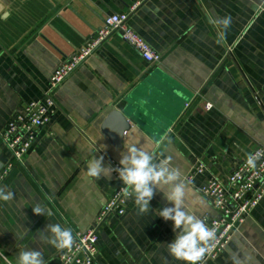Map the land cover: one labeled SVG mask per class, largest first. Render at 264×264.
<instances>
[{
	"label": "crops",
	"instance_id": "crops-1",
	"mask_svg": "<svg viewBox=\"0 0 264 264\" xmlns=\"http://www.w3.org/2000/svg\"><path fill=\"white\" fill-rule=\"evenodd\" d=\"M137 1L0 0V132L43 99L53 72L111 15L130 13V28L162 55L150 66L114 35L53 92L56 114L0 184L13 193L0 201V264L24 249L56 264L63 250L38 233L55 222L74 235L94 224L121 183L114 172L87 177L93 155L112 168L123 145L136 144L169 160L188 188L187 211L206 222L220 216L201 193L207 179L227 184L247 153L264 148V0H147L131 12ZM112 111L129 115L121 148L102 132ZM10 161L0 137V175ZM197 164L206 170L188 183ZM37 202L53 216L34 215ZM166 206L160 193L150 202ZM173 236L170 221L138 215L130 198L98 231V264H182L167 253ZM210 264H264V199Z\"/></svg>",
	"mask_w": 264,
	"mask_h": 264
},
{
	"label": "built area",
	"instance_id": "built-area-1",
	"mask_svg": "<svg viewBox=\"0 0 264 264\" xmlns=\"http://www.w3.org/2000/svg\"><path fill=\"white\" fill-rule=\"evenodd\" d=\"M145 1L147 0H138L131 8V12ZM129 17L130 13L107 17L103 26L53 72L43 99L29 103L25 114L18 116L0 132L3 144L11 156V161L0 175V184L15 165L23 163L36 143L40 130L47 126L56 114L58 107L53 92L86 63L98 48L110 43L114 35H119L148 65L156 66L161 63L162 55L154 51L130 28ZM206 108L209 110L211 106L207 105ZM257 152L261 155L256 168L247 167L244 159L236 165L227 184L215 177H209L201 189L202 195L210 201L214 211L220 214L218 218L206 221L210 228L215 229L216 241L210 242V250L203 258L202 264L212 263L226 250L234 232L244 224L252 210L264 199V148H257L252 153ZM111 164L113 169L118 166V163ZM205 170L203 164L195 165L187 177V182L192 183L195 177L203 174ZM114 176L118 180L115 172ZM122 188L123 185L120 184L87 231L74 235L73 246L58 255L56 264H98V231L111 216L124 215L131 198L124 196Z\"/></svg>",
	"mask_w": 264,
	"mask_h": 264
},
{
	"label": "clouds",
	"instance_id": "clouds-1",
	"mask_svg": "<svg viewBox=\"0 0 264 264\" xmlns=\"http://www.w3.org/2000/svg\"><path fill=\"white\" fill-rule=\"evenodd\" d=\"M231 20V16H225L216 21L222 33L227 32ZM123 148L118 166L114 169L103 163L102 155H93L87 163V177L95 181L105 174L111 176L115 172L123 185L124 196L133 199L138 215L148 216L151 211L164 221L171 222L174 236L166 245L168 255L182 264H202L203 258L210 250V242L216 241V232L203 219L187 211L185 201L188 188L182 172L172 166L169 160L157 159L141 146L129 144L123 145ZM260 155L259 152L247 153L245 165L256 168ZM157 193H160L170 206L150 209V202ZM12 198V192L0 189V201ZM31 210L34 215L53 216L52 210L39 202L32 206ZM38 237L41 242L56 250L69 249L74 244L72 229L59 222L48 224L38 233ZM14 264H46V261L42 251L24 249L17 254Z\"/></svg>",
	"mask_w": 264,
	"mask_h": 264
},
{
	"label": "water",
	"instance_id": "water-1",
	"mask_svg": "<svg viewBox=\"0 0 264 264\" xmlns=\"http://www.w3.org/2000/svg\"><path fill=\"white\" fill-rule=\"evenodd\" d=\"M129 115L125 111H112L102 125V132L109 138L114 146L122 147L125 134L131 129ZM2 164L0 163V170Z\"/></svg>",
	"mask_w": 264,
	"mask_h": 264
}]
</instances>
